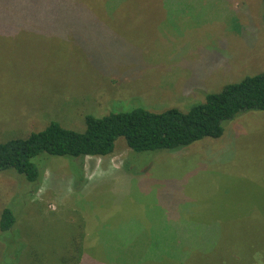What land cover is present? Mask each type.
I'll return each instance as SVG.
<instances>
[{
    "label": "rangeland",
    "instance_id": "obj_1",
    "mask_svg": "<svg viewBox=\"0 0 264 264\" xmlns=\"http://www.w3.org/2000/svg\"><path fill=\"white\" fill-rule=\"evenodd\" d=\"M58 1L51 35L0 45V141L42 129L43 115L83 131L84 114L187 111L264 71L261 0ZM83 162L50 156L29 197L21 176L0 173V211L13 200L25 212L24 244L0 241V259L73 264L83 251L88 264H264V112L178 153H135L119 138L110 155ZM168 193L185 213H172ZM202 226L213 236L199 237ZM177 228L194 229L186 241L209 262L169 256Z\"/></svg>",
    "mask_w": 264,
    "mask_h": 264
},
{
    "label": "trees",
    "instance_id": "obj_2",
    "mask_svg": "<svg viewBox=\"0 0 264 264\" xmlns=\"http://www.w3.org/2000/svg\"><path fill=\"white\" fill-rule=\"evenodd\" d=\"M261 2L264 4V0ZM58 4V0H0V45L5 51H9L24 44L23 35L48 33L56 17L54 8ZM48 34L51 35L50 32ZM19 38L22 39L18 40ZM250 111L264 112V71L228 83L218 92L207 93L202 102L193 104L187 111L170 108L162 112H151L143 107H135L99 117L84 114L83 131L64 127L56 116L43 115L45 126L42 129L0 141V173L13 172L21 176L29 188V197L38 191L50 156L80 158L82 168L86 157L110 155L119 138H123L135 153H178L203 139L222 137L227 123ZM20 195L23 199L26 196L23 191ZM178 197L168 193L166 205L172 213H185L179 207L180 202L176 201ZM11 202L0 211V241L3 240L8 248L20 249L24 243L21 242L17 224L19 217H23L25 212L21 214L23 206L14 202L11 205ZM202 228L205 231L208 229L204 226ZM177 229L180 230L177 236L169 237L171 244L168 248L173 253L168 251L169 256L177 260L191 255L202 256L201 253L195 254L199 244L195 246L186 241H191L190 233L194 229ZM152 231L153 244L158 245L161 242L158 240L160 230L155 228ZM217 232L219 233L218 229ZM7 234H12L16 245L8 242L5 237ZM83 235L80 236V247ZM200 236H213V233L210 230ZM209 251L207 249L206 253ZM79 254L73 264H88L86 257L82 255L83 251ZM4 257L3 254L0 264H10L7 260L16 257V252L6 255L7 263L3 261ZM199 258L209 262L206 255Z\"/></svg>",
    "mask_w": 264,
    "mask_h": 264
}]
</instances>
